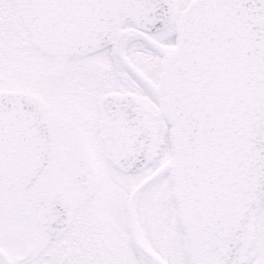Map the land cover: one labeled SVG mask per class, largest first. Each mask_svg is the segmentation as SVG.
I'll use <instances>...</instances> for the list:
<instances>
[{
    "label": "snow or ice",
    "instance_id": "snow-or-ice-1",
    "mask_svg": "<svg viewBox=\"0 0 264 264\" xmlns=\"http://www.w3.org/2000/svg\"><path fill=\"white\" fill-rule=\"evenodd\" d=\"M0 264H264V0H0Z\"/></svg>",
    "mask_w": 264,
    "mask_h": 264
}]
</instances>
